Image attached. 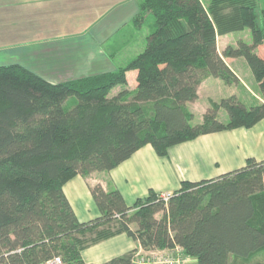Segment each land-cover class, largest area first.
Listing matches in <instances>:
<instances>
[{
  "label": "trees",
  "instance_id": "obj_1",
  "mask_svg": "<svg viewBox=\"0 0 264 264\" xmlns=\"http://www.w3.org/2000/svg\"><path fill=\"white\" fill-rule=\"evenodd\" d=\"M145 25L144 49L115 71L51 82L22 64H0V264L55 256L87 264L81 252L118 233L146 251L180 246L193 264H231V257L264 264L245 262L264 252V160L182 181L167 202L151 190L128 206L117 189L89 185L99 216L88 222L77 220L63 193L72 177L109 171L144 145L165 156L173 145L264 118V9L256 12V0H142L133 27ZM243 29L251 42L219 54L217 35ZM226 57L245 60L262 101L224 97L191 123L187 103L205 78L237 83ZM130 70L133 90L126 87ZM220 108L226 122L217 118ZM134 255L102 264H134Z\"/></svg>",
  "mask_w": 264,
  "mask_h": 264
},
{
  "label": "crops",
  "instance_id": "obj_2",
  "mask_svg": "<svg viewBox=\"0 0 264 264\" xmlns=\"http://www.w3.org/2000/svg\"><path fill=\"white\" fill-rule=\"evenodd\" d=\"M141 1L0 0V64H22L51 82L106 72L90 70L113 62L124 45L136 47L142 40V30L133 27ZM208 2L202 1L204 5ZM233 33L217 35L219 54L238 40L251 42L241 37L229 41L227 37ZM261 47L264 48V40ZM224 61L238 81L227 85L219 78H205L197 89V99L187 103L194 123L202 121L211 102L224 98L223 92L227 97L235 95L246 105L262 101L243 58L226 57ZM54 77L59 79L53 81ZM126 79L127 89L133 90L136 71H127ZM119 89L114 88L111 95ZM221 115H225L222 108L217 118L226 122ZM250 157L264 160V118L249 128L200 135L173 145L165 156H158L150 144L144 145L109 171L72 177L62 190L77 220L88 222L99 216L89 185L99 183L106 191L115 188L131 206L151 190L172 194L182 181L218 177L243 167ZM131 251L141 254L146 250L125 233H118L85 248L81 255L87 264H102Z\"/></svg>",
  "mask_w": 264,
  "mask_h": 264
},
{
  "label": "rangeland",
  "instance_id": "obj_3",
  "mask_svg": "<svg viewBox=\"0 0 264 264\" xmlns=\"http://www.w3.org/2000/svg\"><path fill=\"white\" fill-rule=\"evenodd\" d=\"M202 1H204V3H207L209 0H202ZM263 9H264V0H256V12H258L259 14H261V11ZM259 22H260V20H259ZM147 34H148V28H147V25H145L144 28L142 29V40H140L138 46L135 47V46L131 45V46H128L126 48V47H124L125 46L124 45L123 48H121V50H119L118 53L115 55V58H113V62L111 60L109 62V64H107L106 66H103L101 68H98L97 66H95V67L93 66L90 71H93V72H96L97 70H99V71H110L111 69L112 70H115V69H118L117 67H120V66L125 65L139 51L141 52L144 49L145 43H146L145 36ZM240 37L243 38V39H247L248 38V40L251 41V35H250V32H249L248 29H243L241 31L234 32L233 34L229 35V37H227V39L229 41H232L233 42V41L239 39ZM137 47H139V48H137ZM244 62H245V60H244ZM245 64H246V62H245ZM246 66H248V65L246 64ZM93 72H90V73H93ZM251 77H252V74H251ZM53 79H55L53 81H57L59 78L54 77ZM254 90L256 91V86H255V89ZM257 90H258V87H257ZM221 95H223V97H227V95L225 94V92H223ZM65 105L67 107H69L71 105V100L67 101V103ZM223 112H224L225 115L224 116L221 115L220 118L221 119H225V121H226L227 120V114H226V111H224V109H223ZM191 123L194 124L193 120L191 121ZM159 217H160V214L157 215V218H159ZM258 259L259 260H263L264 259V252L263 251H260V252L256 253L249 260H246L245 262H249L251 260L252 261L253 260H258ZM239 261H240L239 259L234 258V257H231V259H230V263L231 264H237Z\"/></svg>",
  "mask_w": 264,
  "mask_h": 264
},
{
  "label": "built area",
  "instance_id": "obj_4",
  "mask_svg": "<svg viewBox=\"0 0 264 264\" xmlns=\"http://www.w3.org/2000/svg\"><path fill=\"white\" fill-rule=\"evenodd\" d=\"M170 193L159 194L163 202H167ZM134 264H193V259L185 254L180 246L165 249H154L134 255ZM43 264H63L59 257L44 262Z\"/></svg>",
  "mask_w": 264,
  "mask_h": 264
}]
</instances>
